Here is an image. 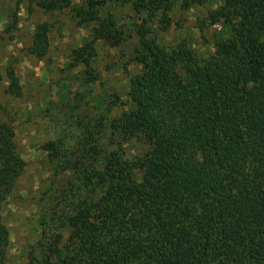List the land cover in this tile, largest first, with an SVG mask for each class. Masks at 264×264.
Wrapping results in <instances>:
<instances>
[{
	"label": "trees",
	"instance_id": "16d2710c",
	"mask_svg": "<svg viewBox=\"0 0 264 264\" xmlns=\"http://www.w3.org/2000/svg\"><path fill=\"white\" fill-rule=\"evenodd\" d=\"M172 1H132L135 14L146 13L134 27L131 61L139 69L126 100H113L118 113L106 125L111 148L92 146L93 166L82 185L96 195L78 198L57 217V232L31 264H264V0H222L211 9L208 24L222 22L226 31L207 57L185 40L163 46L152 33L150 22L157 30L170 26ZM24 3L43 12L72 6V0H16L5 32L16 29ZM104 4L83 0L74 9L78 23L93 29L71 50L68 66L83 64L88 74L96 41L117 48L126 37L113 13L100 14ZM50 28L35 24L30 55L48 53ZM6 77L7 92L19 96L14 70ZM132 139L143 151L128 157L124 145ZM42 147L52 160L59 156L55 142ZM24 170L14 126L0 120V264L9 243L2 208Z\"/></svg>",
	"mask_w": 264,
	"mask_h": 264
},
{
	"label": "rangeland",
	"instance_id": "374dc122",
	"mask_svg": "<svg viewBox=\"0 0 264 264\" xmlns=\"http://www.w3.org/2000/svg\"><path fill=\"white\" fill-rule=\"evenodd\" d=\"M15 1L0 0V120L14 126L25 170L4 202L2 221L9 230L6 264H31L57 232V217L67 213L78 198L96 195L82 185L86 168L93 166L88 160L93 145L103 151L111 148L106 125L118 113L115 96L126 100L130 76L139 69L131 61L137 46L134 27L146 13L135 14L133 0H105L100 14L113 13L126 37L117 48L96 41L97 54L88 74L83 64L68 66L71 50L92 37L93 25L79 24L74 11L83 0H72L71 7L53 12L38 8L29 11L26 3L21 4L17 27L7 33L4 29ZM172 2L167 29L157 30L155 23H148L158 42L170 47L185 40L199 56L213 54L216 38L226 29L222 22L208 24L206 18L222 0L187 8L182 7L181 0ZM42 21L51 25L49 49L38 59L27 52V47L35 24ZM9 68L19 79V96L6 90ZM49 141L59 147L57 159L52 160L42 147ZM124 146L128 157L143 151L134 139Z\"/></svg>",
	"mask_w": 264,
	"mask_h": 264
}]
</instances>
